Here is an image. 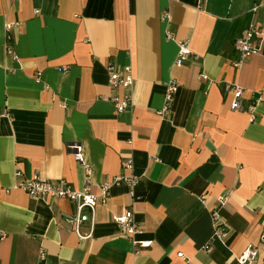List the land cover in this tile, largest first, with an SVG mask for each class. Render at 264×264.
I'll return each instance as SVG.
<instances>
[{
	"label": "crops",
	"instance_id": "crops-1",
	"mask_svg": "<svg viewBox=\"0 0 264 264\" xmlns=\"http://www.w3.org/2000/svg\"><path fill=\"white\" fill-rule=\"evenodd\" d=\"M261 1L0 0V264H241L249 243L258 254L246 264H264V38L232 65L236 38L264 23L263 7L251 12ZM6 23L16 58L5 51ZM184 39L192 56L175 66ZM108 63L131 67L128 111L108 99ZM170 79L178 90L161 116ZM226 83L244 89L240 108L231 109ZM69 144L82 146L93 192L126 159L140 176L133 197L111 187L83 238L64 220L73 202L13 188L37 175L82 188L87 173ZM219 196L228 232L206 252ZM126 208L143 229L137 237L152 240L138 252L112 220Z\"/></svg>",
	"mask_w": 264,
	"mask_h": 264
},
{
	"label": "built area",
	"instance_id": "built-area-1",
	"mask_svg": "<svg viewBox=\"0 0 264 264\" xmlns=\"http://www.w3.org/2000/svg\"><path fill=\"white\" fill-rule=\"evenodd\" d=\"M20 1V0H18ZM259 7L264 8V0L256 3L252 6L251 12L254 15ZM37 12V10H35ZM169 17V11L164 10L162 19L167 20ZM12 24H5V51L7 54L15 57V54L10 46L11 35L10 29ZM168 38H173L170 32H167ZM264 38V23L258 25L251 21L246 27L244 34L234 41V46L238 51V58L232 62V65L238 67L242 61L252 54H256L260 50L261 42ZM177 43V56L175 58V66H181L192 56V51L189 47L188 40H178ZM106 72L108 75V85L115 91L108 99L112 102L116 112L121 113L128 111L133 106L132 91H133V76L130 66L119 68L114 63H108L106 65ZM199 79L207 81L209 78L204 72L199 73ZM35 80L40 81V73L36 72ZM225 89L229 90L233 94V100L230 104L231 109H238L241 107L240 100L244 89L238 84L226 83ZM178 90V84L175 80L170 79L165 82L163 105L158 110L159 115L165 116L171 111V104L173 98ZM256 102L249 105L248 110L251 114V119L254 118V111ZM69 148L73 151V157L76 162L84 166L86 170V183L80 188H73L64 179L49 180L41 178L40 176H34L29 179H22L16 182L13 188L23 190L29 196L33 198H60L66 199L75 204V212L67 214L64 217L65 222L69 228L79 236V238L88 237L90 234L83 235L80 232L81 226L86 222H93L95 207L97 204L104 203L110 195V189L114 185L124 184L130 195H134V187L140 180V176L133 172V164L130 159H126L122 162L123 172L114 176L108 181L98 184L97 192L92 191V184L90 181L91 166L86 162L83 148L80 144H69ZM126 171H128L126 173ZM15 176H21V172L16 170ZM204 202V196L200 197ZM226 201V197L219 196L218 204L209 209V216L211 221L212 233L208 242L203 245V249L206 252L212 250V241H223L227 232L228 225L223 221L221 215V207ZM113 222H115L119 228V233L122 237L129 239L135 252H138L141 248H147L151 245L152 240L140 239L137 236L143 234L141 225L135 220L133 210L131 208L124 209L121 213L112 216ZM259 242L264 245V221L262 223L259 232ZM258 254V246L254 243H249L245 250L238 256V261L241 264L250 263ZM40 255H43V250H40ZM177 255L180 258H185L183 253L178 252Z\"/></svg>",
	"mask_w": 264,
	"mask_h": 264
}]
</instances>
